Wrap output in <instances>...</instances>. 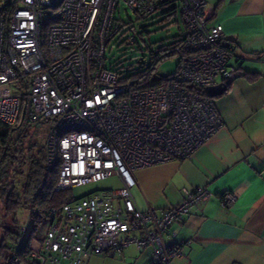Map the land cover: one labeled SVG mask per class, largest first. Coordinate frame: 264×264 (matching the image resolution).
Instances as JSON below:
<instances>
[{
  "label": "built area",
  "instance_id": "1",
  "mask_svg": "<svg viewBox=\"0 0 264 264\" xmlns=\"http://www.w3.org/2000/svg\"><path fill=\"white\" fill-rule=\"evenodd\" d=\"M159 9L179 15L180 43L163 52L176 66L160 85L133 89L106 64V47L118 34L133 46L142 33L132 17ZM213 16L206 0H0V123L49 121L43 148L47 169L58 167L55 190L113 173L123 183L51 209L42 240L28 241L20 226L8 264H87L131 243L150 250L152 264L182 255V245L164 235L210 191L184 188L180 203L142 211L132 171L188 158L221 127L213 100L196 88L229 84L240 71L222 25L209 23ZM221 201L230 206L235 196L225 191Z\"/></svg>",
  "mask_w": 264,
  "mask_h": 264
},
{
  "label": "crops",
  "instance_id": "2",
  "mask_svg": "<svg viewBox=\"0 0 264 264\" xmlns=\"http://www.w3.org/2000/svg\"><path fill=\"white\" fill-rule=\"evenodd\" d=\"M206 1L214 9L209 23L222 25L234 46L230 63L240 71L211 98L222 125L188 158L133 170L131 193L138 209L161 211L180 203L184 188L210 191L165 233L166 243L182 245L173 264H264V0ZM225 191L235 196L230 206L222 204ZM23 225L28 235L33 225ZM0 257V264H8ZM153 261L150 250L131 243L120 253L92 255L87 264Z\"/></svg>",
  "mask_w": 264,
  "mask_h": 264
},
{
  "label": "trees",
  "instance_id": "3",
  "mask_svg": "<svg viewBox=\"0 0 264 264\" xmlns=\"http://www.w3.org/2000/svg\"><path fill=\"white\" fill-rule=\"evenodd\" d=\"M144 31H140L143 33ZM181 35L176 36L168 44H162L156 49H150V64L143 68L141 65L133 69L131 66L123 65L110 67L117 69L123 81H131L133 89L156 87L166 81V75L154 76L155 65L165 57L163 52L177 46L180 43ZM142 62V56L137 63ZM142 67V68H141ZM249 79H253L254 73H244ZM199 92L206 95L203 89ZM25 113L20 119L25 118ZM22 125L14 127L0 123V206L3 216L10 220V224L4 226V232L0 238V256L6 257L9 261L12 250H14L19 239V224L17 211L20 207H26L33 219V227L28 234L27 240L35 237L37 225L47 219L51 209L60 207L62 204L75 199L72 188L55 190L58 180V167L47 169L45 165L44 148L40 146L37 151L34 144L24 146V139L27 133L18 132ZM6 224V223H4ZM25 253H21V260L24 261Z\"/></svg>",
  "mask_w": 264,
  "mask_h": 264
},
{
  "label": "rangeland",
  "instance_id": "4",
  "mask_svg": "<svg viewBox=\"0 0 264 264\" xmlns=\"http://www.w3.org/2000/svg\"><path fill=\"white\" fill-rule=\"evenodd\" d=\"M132 18L134 23L139 27V31L142 30L144 32L139 36L138 41L133 46L127 44L122 35L118 34L112 38L105 51V62L107 65L111 64L115 67L123 65L125 68L131 66L133 69L141 65L145 68L150 64V49H156L162 44H168L176 36L181 35L182 27L179 22V15L167 17L163 13V9L157 10L147 19L135 20L134 17ZM141 56L142 62L137 63ZM175 66L176 61L174 58L169 56L165 57L155 65L154 76L166 75L172 72ZM49 126V121L44 119L23 123L18 132L24 131L27 133V137L24 139V146L34 144V151H37L45 142ZM122 185V180L116 173H113L104 179L72 188V194L75 199H79L94 191L118 189ZM29 214L30 212L26 207H20L17 211L18 224H27L28 227L32 226L34 221ZM3 215L0 206V238L3 235L4 226L8 225V222L10 224V220H6ZM47 228L48 219H44L37 225L35 237L42 239Z\"/></svg>",
  "mask_w": 264,
  "mask_h": 264
},
{
  "label": "water",
  "instance_id": "5",
  "mask_svg": "<svg viewBox=\"0 0 264 264\" xmlns=\"http://www.w3.org/2000/svg\"><path fill=\"white\" fill-rule=\"evenodd\" d=\"M228 88V84L223 82L217 83L215 85L206 88V93L209 97H216L224 93Z\"/></svg>",
  "mask_w": 264,
  "mask_h": 264
}]
</instances>
